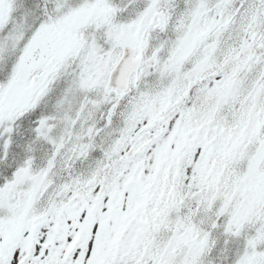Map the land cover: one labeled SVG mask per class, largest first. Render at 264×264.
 Instances as JSON below:
<instances>
[{"label": "snow or ice", "instance_id": "obj_1", "mask_svg": "<svg viewBox=\"0 0 264 264\" xmlns=\"http://www.w3.org/2000/svg\"><path fill=\"white\" fill-rule=\"evenodd\" d=\"M0 264H264V0H0Z\"/></svg>", "mask_w": 264, "mask_h": 264}]
</instances>
